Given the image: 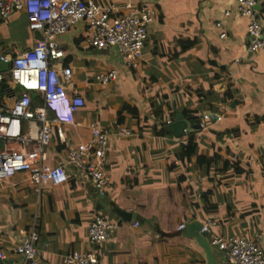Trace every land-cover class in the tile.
Wrapping results in <instances>:
<instances>
[{
  "label": "crops",
  "instance_id": "0c3cea01",
  "mask_svg": "<svg viewBox=\"0 0 264 264\" xmlns=\"http://www.w3.org/2000/svg\"><path fill=\"white\" fill-rule=\"evenodd\" d=\"M94 1L156 9L142 59L130 68L114 47L88 46L83 21L58 36L59 65L71 68L63 83L84 102L72 121H51L46 162L64 164L67 180L38 189L26 172L0 178V257L19 264L13 246L33 227L39 264H64L65 254L85 250L94 254L91 264H206L202 248L178 229L205 218L215 221L212 231L251 238L264 252V53L245 50L248 19L236 0ZM257 11L264 26V9ZM35 38L23 10L0 18V56ZM109 69L118 71L115 80H94ZM207 112L210 119L192 136L194 153L182 161L188 136L164 131L166 122ZM89 123L109 130L104 193L66 159L69 148L88 140ZM117 127L131 134L118 135ZM95 213L118 227L91 244L87 226ZM213 250L218 264H228L224 251Z\"/></svg>",
  "mask_w": 264,
  "mask_h": 264
},
{
  "label": "built area",
  "instance_id": "2783aa9c",
  "mask_svg": "<svg viewBox=\"0 0 264 264\" xmlns=\"http://www.w3.org/2000/svg\"><path fill=\"white\" fill-rule=\"evenodd\" d=\"M257 7L264 9V0H236L238 13L248 19L245 50L264 53V26ZM20 10L26 14L28 29L39 32L41 38H35L30 47L20 52L0 56V62L6 66L0 71V178L22 171L38 189L55 187L66 182L67 173L64 164L46 162V148L52 137L51 121H72V114L84 103L78 93L67 92L63 83V79L70 77L71 68L59 65L64 53L58 36L83 21L88 46L98 50L114 47L124 66L136 68L157 11L145 3L0 0L1 19ZM117 74L115 69L97 71L94 80L108 84ZM210 117L204 113L199 128H204L205 120ZM88 127V140L69 148L66 159L86 174L98 192L104 193L109 184L105 169L109 130L95 123H89ZM114 132L131 134L129 128L121 127ZM214 224L213 219L205 218L201 231L207 233L212 246L224 251L228 264H264V252L253 239L238 235L223 237L212 231ZM117 227V222L95 213L87 226L88 241L91 244L104 241ZM182 228L183 223L178 225V229ZM21 233L22 241L13 246V251L21 256L19 264H39L37 230L32 227ZM93 261L91 250L71 251L62 257L64 264Z\"/></svg>",
  "mask_w": 264,
  "mask_h": 264
},
{
  "label": "water",
  "instance_id": "95a60500",
  "mask_svg": "<svg viewBox=\"0 0 264 264\" xmlns=\"http://www.w3.org/2000/svg\"><path fill=\"white\" fill-rule=\"evenodd\" d=\"M37 38H41L39 32H35ZM6 68V66H4ZM208 115H212L211 112H207ZM216 117V116H214ZM200 118L198 117L195 121L189 120L182 114H176L173 121L166 122V129L173 133L177 137L184 136L195 128H199ZM117 213L122 216H128V212L120 209H116ZM202 221L199 219L186 220L183 223L182 234L186 237H190L196 241L204 252L206 264H218L215 256L213 246L210 244L207 233L201 231ZM10 260L0 257V264H9Z\"/></svg>",
  "mask_w": 264,
  "mask_h": 264
},
{
  "label": "trees",
  "instance_id": "16d2710c",
  "mask_svg": "<svg viewBox=\"0 0 264 264\" xmlns=\"http://www.w3.org/2000/svg\"><path fill=\"white\" fill-rule=\"evenodd\" d=\"M197 118H198V116H196V115H190V116H188V119H189V120H192V121H195ZM199 129H200V128H195L194 131H191V132H189V133L187 134V136H188V140L186 141L185 146H184V148H183V150H182V152H181V154H180V159H181L182 161L188 160L189 157L194 153V151H195V146H194V144L192 143V136H193L194 132L198 131ZM163 130L165 131L166 128L164 127ZM204 160H205L204 157H200V158L198 159V161H200V162H201V161H204Z\"/></svg>",
  "mask_w": 264,
  "mask_h": 264
}]
</instances>
